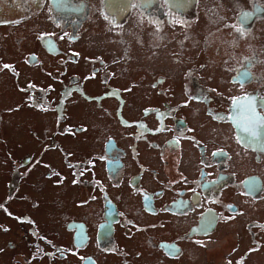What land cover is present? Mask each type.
I'll return each instance as SVG.
<instances>
[{"label": "flooded vegetation", "instance_id": "1", "mask_svg": "<svg viewBox=\"0 0 264 264\" xmlns=\"http://www.w3.org/2000/svg\"><path fill=\"white\" fill-rule=\"evenodd\" d=\"M0 33L1 264H264V0H0Z\"/></svg>", "mask_w": 264, "mask_h": 264}, {"label": "rangeland", "instance_id": "2", "mask_svg": "<svg viewBox=\"0 0 264 264\" xmlns=\"http://www.w3.org/2000/svg\"><path fill=\"white\" fill-rule=\"evenodd\" d=\"M225 6H227V4H225ZM214 16L217 18H220L219 14H217L216 12H214ZM0 37H1V33H0ZM10 44L9 42H5L3 44V47L6 48L8 47ZM0 54H1V42H0ZM167 56H171V55H180V57L182 58V55L176 51L175 49L172 52H167L166 53ZM3 65H7L5 64H1V66ZM3 75V74H1ZM208 76L214 78V76L217 77H222V74L220 73L219 70H209L208 71ZM219 83V80H216ZM3 87L1 86V94L3 93ZM10 89V87H9ZM24 112H22L21 114H18L17 112H15L13 115H10L7 117V119L9 120L3 127V133H6V135H4L3 133H1V136L3 134L4 139L6 141L5 144H1V151H6L7 152H11V151H27V144H29L28 142V138H26V141H24V137H28L29 136V131L27 128V123H23V122H27L28 119H30V112H28L29 110H22ZM1 112L3 113V111L1 110ZM91 115V113H90ZM38 118V116H36ZM6 120V119H5ZM21 147V148H20ZM1 157L6 158L7 155H1ZM7 161V159L2 160L1 159V164H0V175L7 173L5 170L7 169V167L3 164V162ZM9 162V161H8ZM10 163V162H9ZM1 186H0V199L3 197L4 195V187L2 185V176H1ZM41 225L43 226V228L48 226V223L45 220L41 221ZM1 247V244H0ZM1 264V262H0Z\"/></svg>", "mask_w": 264, "mask_h": 264}, {"label": "snow or ice", "instance_id": "3", "mask_svg": "<svg viewBox=\"0 0 264 264\" xmlns=\"http://www.w3.org/2000/svg\"><path fill=\"white\" fill-rule=\"evenodd\" d=\"M234 27H235V26H234ZM236 31H237V32H240V33H241V35H243V32H242V30H241L240 28H236ZM4 67H6V68H7V67H8V65H5ZM253 134H255V133H253Z\"/></svg>", "mask_w": 264, "mask_h": 264}, {"label": "water", "instance_id": "4", "mask_svg": "<svg viewBox=\"0 0 264 264\" xmlns=\"http://www.w3.org/2000/svg\"><path fill=\"white\" fill-rule=\"evenodd\" d=\"M91 261V260H90Z\"/></svg>", "mask_w": 264, "mask_h": 264}]
</instances>
